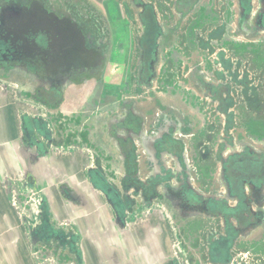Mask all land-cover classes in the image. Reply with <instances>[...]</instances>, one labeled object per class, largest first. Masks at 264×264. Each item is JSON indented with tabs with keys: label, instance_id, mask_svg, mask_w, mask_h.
Wrapping results in <instances>:
<instances>
[{
	"label": "flooded vegetation",
	"instance_id": "obj_1",
	"mask_svg": "<svg viewBox=\"0 0 264 264\" xmlns=\"http://www.w3.org/2000/svg\"><path fill=\"white\" fill-rule=\"evenodd\" d=\"M201 1L174 0L165 8L160 1L136 0L140 25L133 47L126 50L122 26L114 28L115 38L122 33L117 56L110 55L116 39L96 14L61 25L47 12L39 31L27 32L22 25L27 17L18 12L13 35L23 40L21 51L0 43V74L21 70L29 83L23 98L45 108L59 106L70 85L97 81L100 74L108 80L106 67L118 65L113 103L89 114L99 126L97 138L116 149L118 185L107 181L101 163L114 153L93 152L84 129L62 135L59 114L55 131L46 118L29 116L40 123L24 130V143L87 151L93 161L89 173L104 190L120 229L157 209L179 240L170 264H264V0H233V15L219 7L216 24L192 31L197 56L191 64L188 25L178 21L190 19ZM193 3L194 8L182 6ZM0 39L6 42V34ZM176 94L180 107L163 97ZM71 118L80 122L79 114ZM38 207L33 237L75 248L67 240L75 233L52 229L42 200ZM183 235H195L190 244L197 257L187 253Z\"/></svg>",
	"mask_w": 264,
	"mask_h": 264
},
{
	"label": "crops",
	"instance_id": "obj_2",
	"mask_svg": "<svg viewBox=\"0 0 264 264\" xmlns=\"http://www.w3.org/2000/svg\"><path fill=\"white\" fill-rule=\"evenodd\" d=\"M93 1L0 0V15L3 16L0 18V35L7 36L6 42L0 39V43L8 46L9 51H21L23 40L13 35V26L18 23V12L27 17L22 24L27 32L32 29L38 32L47 12H52L61 25L63 20L72 25L73 18L77 20L78 16L87 13L96 14L103 22L104 12L111 18L118 16L119 20H114L115 27L122 26L127 38L124 48L131 47L129 33L134 25L137 28L140 25L137 19L140 7L136 5V0H130L134 6L133 19L127 18L129 10L125 4L116 0H97L107 2V6L103 5V12L95 13L92 7H87ZM145 1L153 5L154 0ZM82 2L84 5L80 4ZM167 23L164 21V26ZM202 24L214 25L216 22L214 20L213 23ZM191 25L194 27L185 30L192 58L188 62L192 64L197 56L192 31L198 29L200 24ZM6 56L11 57V53L8 52ZM11 62L19 61L13 59ZM110 68L108 64V76ZM112 70L117 71L114 76L120 78L119 68L114 66ZM26 79L27 76L21 70H16L12 75L0 74V264H170V259L179 247V240L170 234V228L157 209H150L145 219L131 223L125 230L120 229L114 222V214L105 199L104 190L96 183V176L89 173L93 161L87 151L78 147L61 149L54 144L49 147L46 142L42 143L44 145L34 143L32 146L24 143V130L38 129L40 123L32 122L29 116L46 118L47 127L55 131L59 123L54 120V115L59 114L64 119V127L60 131L62 135L72 128L84 129L93 143V152L105 150L114 153V156L102 159L101 163L107 181L119 184L120 160L108 139L103 142L97 138L99 126L96 119L83 117L85 121L76 125L72 121V115H77L83 108L78 103L79 95H82L79 83L63 90V100L59 106L44 108L32 106L23 98V92L29 88ZM109 85L101 90L110 95L112 89ZM165 102L175 103L179 107L183 105L180 94L172 97L166 95ZM40 200L43 201L47 221L52 229L75 233L67 237L69 243H75V248H72L73 244L70 247L58 246L59 242L54 238L45 241L39 236L33 237L31 231L40 222ZM183 237L187 253L197 257L196 249L190 244L195 235Z\"/></svg>",
	"mask_w": 264,
	"mask_h": 264
},
{
	"label": "rangeland",
	"instance_id": "obj_3",
	"mask_svg": "<svg viewBox=\"0 0 264 264\" xmlns=\"http://www.w3.org/2000/svg\"><path fill=\"white\" fill-rule=\"evenodd\" d=\"M117 2H120V4L126 6V8L129 10V13H132V18H133V13H134V6L133 4L131 3L130 0H116ZM156 1H160V3L162 4L163 7H169V6H172L171 4L169 5V3L173 2L174 0H156ZM195 1V0H194ZM233 0H202L201 3L199 4V8L202 10L200 11V9H198L195 13H193L191 16H190V19H187V21H183L181 22L182 20L178 21V24H187L188 26V29L189 27L191 26V28H193L194 26H192L191 24H202V23H213V21L216 19V15L215 13L217 14V11L218 10H221L222 7L227 9V13L230 14L229 12V9H232L233 12H232V15L234 13V8L232 7V3ZM107 2H99L97 0H94L93 1V4H91L90 2L88 3V6L87 7H92L96 12H103L104 10L102 9L103 8V5L106 7ZM80 4H83L84 3H80ZM82 5V6H83ZM180 7H185V8H194V3L193 4H190L189 7H187L188 5H179ZM178 4H177V8H179ZM123 7V6H122ZM173 7V6H172ZM219 7L221 9H219ZM218 9V10H217ZM216 11V12H215ZM222 12V11H221ZM103 15H104V21L102 22L101 18L99 16H97L96 18H100L99 22L102 23V24H107L109 26V29L111 30L112 32V39L114 37V34H113V31H114V28H118V27H115V23H114V20H119L118 19V16L117 17H109L108 14H104L103 12ZM129 18V17H128ZM130 19V18H129ZM225 18H223V22H225L226 20H224ZM130 21V20H129ZM128 21V22H129ZM164 22V21H163ZM222 22V23H223ZM227 23H233V22H229V20L226 21ZM132 34L130 35V39H131V47H133V36L134 34L137 32V26L134 25L133 26V30L131 31ZM117 33V32H115ZM115 38V37H114ZM116 39V43L114 44L112 50H111V54L112 56H117L119 55V51H120V46H121V43L119 42L120 39H122V33L121 32H118V37L115 38ZM124 39V43L127 44V41L125 38V35L123 37ZM118 40V41H117ZM120 43V44H119ZM130 45V42H128ZM120 45V46H119ZM131 47H127L126 46V50L130 49ZM116 67L118 68V65H114V64H111L110 63V70L108 71V73L110 74V76H108V80H105V78L101 77L102 75L100 74V76L98 77L97 81H91L87 84H79L82 88L81 90V94L82 95H79V105H82L83 108H82V111H78V114L80 115V121H85L84 118H89V114H93V115H96L97 112L99 110H101V108L103 107L104 104L106 103H113L114 101V97H115V92L117 90V87H112L113 84L118 86V81H120L119 77L117 75L114 76V73H116L117 71L115 70H112V67ZM127 66H129V64H126V70H128ZM117 70V69H116ZM105 77V76H104ZM110 84L111 85V91H110V95L106 96V98L104 99V95L106 94V91H102L101 88L102 87H108L107 84ZM109 85V86H110ZM177 86H179V88H181V83H177ZM87 96L89 98V101H87ZM163 97H166L163 96ZM166 99V98H165ZM80 108V107H79ZM91 111V112H90ZM84 117V118H83ZM96 119V118H95ZM89 139V137H88ZM89 143H91V140L88 141V146L90 145ZM91 146V145H90Z\"/></svg>",
	"mask_w": 264,
	"mask_h": 264
}]
</instances>
